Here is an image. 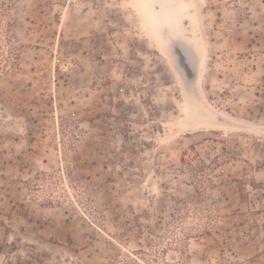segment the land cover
Here are the masks:
<instances>
[{
    "label": "rangeland",
    "instance_id": "1",
    "mask_svg": "<svg viewBox=\"0 0 264 264\" xmlns=\"http://www.w3.org/2000/svg\"><path fill=\"white\" fill-rule=\"evenodd\" d=\"M0 264H264V0H0Z\"/></svg>",
    "mask_w": 264,
    "mask_h": 264
},
{
    "label": "bare ground",
    "instance_id": "2",
    "mask_svg": "<svg viewBox=\"0 0 264 264\" xmlns=\"http://www.w3.org/2000/svg\"><path fill=\"white\" fill-rule=\"evenodd\" d=\"M179 46H180V49L182 50V52L184 53V55L187 57V58H190V59H193V60H195V59H197L196 58V55H195V53H194V51L193 50H191V48H189L187 45H185L183 42H180V44H179ZM194 76H197V72H196V74H194ZM185 108L187 109V110H189V103H188V101H186L185 102Z\"/></svg>",
    "mask_w": 264,
    "mask_h": 264
}]
</instances>
